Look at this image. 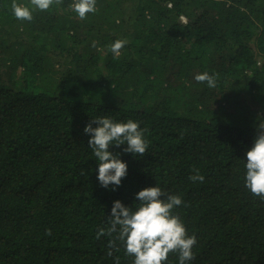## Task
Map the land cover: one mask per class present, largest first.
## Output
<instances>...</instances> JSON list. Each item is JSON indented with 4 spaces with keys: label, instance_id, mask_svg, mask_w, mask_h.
I'll use <instances>...</instances> for the list:
<instances>
[{
    "label": "trees",
    "instance_id": "trees-1",
    "mask_svg": "<svg viewBox=\"0 0 264 264\" xmlns=\"http://www.w3.org/2000/svg\"><path fill=\"white\" fill-rule=\"evenodd\" d=\"M12 3L0 0V264H132L97 232L115 199L155 183L182 197L187 264H264V203L241 159L264 126V0H96L84 19L53 0L30 21ZM105 115L148 141L142 156L110 148L128 164L115 190L83 131Z\"/></svg>",
    "mask_w": 264,
    "mask_h": 264
},
{
    "label": "clouds",
    "instance_id": "clouds-1",
    "mask_svg": "<svg viewBox=\"0 0 264 264\" xmlns=\"http://www.w3.org/2000/svg\"><path fill=\"white\" fill-rule=\"evenodd\" d=\"M53 0H30L29 5L15 2L11 4L12 15L18 20L32 19L34 10H47ZM73 11L81 19L86 14L96 11V0H73ZM126 43L116 40L110 50L119 55V50ZM197 81L207 82L213 87L215 80L207 72L195 76ZM95 124V126H93ZM84 133L88 134V146L92 149L96 166V178L104 188L115 190L128 173V164L120 153L110 150L112 146L126 145L123 151L142 156L148 141L145 130L139 122L115 120L105 115L94 117L92 123L85 124ZM250 148L241 159L244 162V187L253 197L264 203V126L259 129ZM193 182H203L204 176L197 170L190 176ZM183 204L178 194H168L157 183L143 187L135 193L132 205H126L120 199L112 202L108 216L107 228H100L97 237L112 236L121 241L126 254L133 257L132 264H166L168 254L176 252L177 264H187L193 259V246L197 240L189 235L184 221L175 209ZM110 247L113 240H109ZM111 254V252H109Z\"/></svg>",
    "mask_w": 264,
    "mask_h": 264
}]
</instances>
